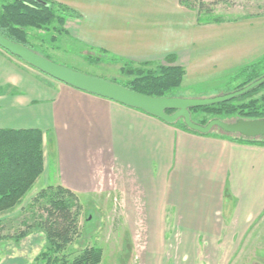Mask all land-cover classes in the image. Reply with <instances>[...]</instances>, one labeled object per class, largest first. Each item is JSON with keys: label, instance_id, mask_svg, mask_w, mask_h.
<instances>
[{"label": "crops", "instance_id": "obj_1", "mask_svg": "<svg viewBox=\"0 0 264 264\" xmlns=\"http://www.w3.org/2000/svg\"><path fill=\"white\" fill-rule=\"evenodd\" d=\"M45 1L81 15L64 27L84 48L151 64L173 54L166 65L182 67L184 78L264 54L263 21L199 26L179 0ZM0 129L42 131L45 184L78 196L114 184L137 196L147 226L170 220L179 229L180 256L226 258L264 212V147L167 124L54 80L1 48ZM137 198L128 199L130 210Z\"/></svg>", "mask_w": 264, "mask_h": 264}, {"label": "rangeland", "instance_id": "obj_2", "mask_svg": "<svg viewBox=\"0 0 264 264\" xmlns=\"http://www.w3.org/2000/svg\"><path fill=\"white\" fill-rule=\"evenodd\" d=\"M188 1H201L209 6L213 15L223 19L224 25L221 26L264 22V0ZM188 11L191 18H196L195 11ZM208 26L216 27L215 24ZM30 34L36 37L31 39L35 50L58 64L109 81L125 82L130 79L120 71L122 63L88 62L85 57L93 55L94 51L84 48L68 36L55 35L57 40L52 41V33L31 30ZM254 57L256 56L243 60L240 65L256 60ZM140 62L133 60L129 65L132 68L143 67ZM166 63L168 62L165 60L150 63L144 69L158 71L161 65L167 66ZM236 65L239 64H234L233 69L222 73H203L197 78L189 75L176 91V97L211 98L221 94L230 75L241 67H235ZM263 95L264 89L243 102L259 99ZM48 186L58 185L45 184V177L40 175L19 206L0 214V264H33L34 258L43 249L45 237L37 223L42 215L44 200L40 199L33 205L31 203ZM76 196L80 206V235L69 246V252L73 256L85 246L97 245L102 249L100 264H264V212L238 241L231 244L226 258L202 259L200 256L191 257L188 252H182L180 256L177 242L180 237L179 229L170 225V220L166 221L165 227L147 226L141 202L137 196H127L123 188L111 184L95 193ZM132 198H137V203L134 205L136 208L130 210L129 206L132 204L128 205L127 201Z\"/></svg>", "mask_w": 264, "mask_h": 264}, {"label": "trees", "instance_id": "obj_3", "mask_svg": "<svg viewBox=\"0 0 264 264\" xmlns=\"http://www.w3.org/2000/svg\"><path fill=\"white\" fill-rule=\"evenodd\" d=\"M188 10L196 12V24L199 26L221 24L223 19L212 14L209 6L203 2L179 0ZM74 9L52 1L45 0H0V35L6 39L21 44L34 52L30 34L31 30L52 33L50 40L56 41V36H68L65 21L68 18H80ZM56 35V36H55ZM69 37V36H68ZM94 51L85 59L93 64L100 62L122 63L120 71L130 79L125 82H115L129 90L152 98L176 97L185 76V70L180 66L161 65L158 71L144 69L149 62H140L143 67L132 68L133 60L113 55L103 49L88 48ZM39 55L49 57L38 53ZM168 63L175 61L173 54L165 56ZM264 55L251 61L230 75L227 85L221 94L242 88L264 75ZM264 89V83L227 102L203 107L190 108L191 120L204 126L212 119L226 123L237 119H264V95L259 99H244L251 97ZM171 114L172 110H166ZM171 125H176L186 131L201 135L213 136L231 141L264 147V137L245 138L237 134H228L214 127L207 134H200L188 129L182 119ZM42 131L39 129H0V214L9 212L19 206L22 198L31 189L35 181L43 173ZM44 200L42 215L37 223L44 233L45 245L34 258L33 264H100L102 249L97 245L85 246L78 254L71 255L69 246L79 232L80 206L77 196L62 186H48L42 189L33 199L31 205Z\"/></svg>", "mask_w": 264, "mask_h": 264}, {"label": "water", "instance_id": "obj_4", "mask_svg": "<svg viewBox=\"0 0 264 264\" xmlns=\"http://www.w3.org/2000/svg\"><path fill=\"white\" fill-rule=\"evenodd\" d=\"M0 48L54 80L95 96L141 110L167 124H173L177 120L182 119L188 129L200 134H207L214 127H218L225 133L237 134L245 138L264 137V119H237L232 123L212 119L202 126L191 120L189 111L190 108L215 105L243 96L261 86L264 83V75L242 88L211 98H152L129 90L115 82L58 64L21 44L6 39L2 35H0ZM166 110H172L173 112L167 114Z\"/></svg>", "mask_w": 264, "mask_h": 264}]
</instances>
